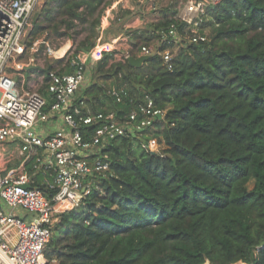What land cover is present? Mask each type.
I'll return each mask as SVG.
<instances>
[{"label":"trees","instance_id":"obj_1","mask_svg":"<svg viewBox=\"0 0 264 264\" xmlns=\"http://www.w3.org/2000/svg\"><path fill=\"white\" fill-rule=\"evenodd\" d=\"M107 1L44 6L28 45L57 8L68 28L98 11L77 52L89 51ZM173 22L183 29L184 22L164 14L124 31L132 55L155 43L157 51H171V68L158 52L133 66L114 60L120 48H102L91 84L79 95L91 110L123 116L152 99L165 113L145 133L111 141L101 189L61 214L45 250L48 264L54 258L58 264H264V0L209 4L202 20L211 28L207 41L163 42L160 32ZM113 86L121 101L109 93ZM151 139L161 151L143 146ZM45 177L38 173L33 185L46 191Z\"/></svg>","mask_w":264,"mask_h":264},{"label":"built area","instance_id":"obj_2","mask_svg":"<svg viewBox=\"0 0 264 264\" xmlns=\"http://www.w3.org/2000/svg\"><path fill=\"white\" fill-rule=\"evenodd\" d=\"M44 1L0 0V160L17 165L0 168V264H48L45 250L61 214L82 206L101 189L98 179L110 171L105 150L111 141L145 133L165 113L152 99L123 116L115 110L93 112L79 97L91 84L102 48H119L118 39L104 38V28L92 49L71 58L72 71L51 68L39 78L51 101L31 89L26 72L37 68L26 67H41L40 41L28 45V38ZM219 1L187 0L178 17L183 29L171 23L160 32L162 41H207L202 20L207 6ZM45 45L52 51L48 41ZM155 52L172 67L171 51H157L155 44L143 45L139 56ZM130 56L128 52L123 60ZM109 93L122 100L115 86ZM155 145L156 139L143 144L152 151ZM38 173L46 176V191L33 185Z\"/></svg>","mask_w":264,"mask_h":264},{"label":"rangeland","instance_id":"obj_3","mask_svg":"<svg viewBox=\"0 0 264 264\" xmlns=\"http://www.w3.org/2000/svg\"><path fill=\"white\" fill-rule=\"evenodd\" d=\"M187 0H108L103 6L100 13L101 24L98 28H106L104 32V38L110 40V34H125V30H134L138 27H145L147 24L153 23L154 18H162L164 14L168 16H173L178 18L182 15L184 11V4ZM56 6L58 5V0H45L42 5L37 9L34 14V21L43 19V8L44 6ZM82 7L80 10H83ZM86 12H88L86 10ZM89 13V12H88ZM88 21L83 22L80 19L75 20L74 26L68 28L66 24L61 23V20H66L67 17L62 15L58 8L53 12L54 21L50 23H45V29L40 30L37 37L33 41H40V54L38 56V62L41 67L30 70L26 72L27 82L30 83V88L33 90H38L42 92V85L39 78H43L47 69H67L71 58L74 54L80 55L83 51L77 52L82 40L86 39L92 32L91 23L95 17L99 15V12L88 14ZM141 17L139 24L134 25V23ZM59 25V31L63 32L58 34L53 28L54 24ZM33 23V27H34ZM32 27V29H33ZM30 31V34L32 32ZM208 35L211 32L210 27L203 28ZM29 34V39L32 40ZM96 35V34H95ZM48 41L52 47V51L46 50L45 42ZM131 43V41H130ZM155 44V43H154ZM131 48V46H130ZM130 48H128L129 53ZM125 50H120L118 52V57L115 61L124 59ZM131 54V53H130ZM28 55V54H27ZM27 55L24 58L27 59ZM132 55V54H131ZM139 52L137 55L139 56ZM114 60H111L114 61ZM30 78V79H29ZM154 151L159 152L162 150V146L157 141V145L152 147ZM7 151L6 154H9ZM17 163V162H16ZM17 165L15 162H8L6 159L4 161L0 160V168L3 170H9ZM53 264H58V260L54 258ZM209 264V263H207Z\"/></svg>","mask_w":264,"mask_h":264},{"label":"crops","instance_id":"obj_4","mask_svg":"<svg viewBox=\"0 0 264 264\" xmlns=\"http://www.w3.org/2000/svg\"><path fill=\"white\" fill-rule=\"evenodd\" d=\"M160 18H154L155 21L159 20ZM141 21V17H139V19H137V21L134 23V25H137L139 24V22ZM104 29H106L104 27ZM111 38L110 39H118V47L122 50H125V53L124 54H127L129 51H128V48H130L131 46V43H130V37L129 35H125L123 33L121 34H110ZM118 57V53L116 54V58Z\"/></svg>","mask_w":264,"mask_h":264},{"label":"water","instance_id":"obj_5","mask_svg":"<svg viewBox=\"0 0 264 264\" xmlns=\"http://www.w3.org/2000/svg\"><path fill=\"white\" fill-rule=\"evenodd\" d=\"M150 55H142V56H134L131 55L128 60L133 66H140L142 65ZM32 68H39V66H27L26 69H32ZM26 187H30V184H27Z\"/></svg>","mask_w":264,"mask_h":264}]
</instances>
